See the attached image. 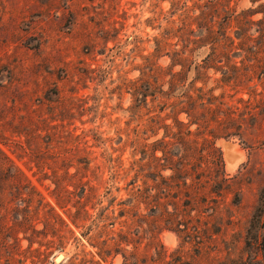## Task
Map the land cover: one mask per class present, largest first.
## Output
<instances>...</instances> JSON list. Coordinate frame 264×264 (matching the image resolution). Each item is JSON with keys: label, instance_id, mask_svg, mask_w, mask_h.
I'll return each instance as SVG.
<instances>
[{"label": "rangeland", "instance_id": "rangeland-1", "mask_svg": "<svg viewBox=\"0 0 264 264\" xmlns=\"http://www.w3.org/2000/svg\"><path fill=\"white\" fill-rule=\"evenodd\" d=\"M263 187L264 0H0V264H264Z\"/></svg>", "mask_w": 264, "mask_h": 264}, {"label": "trees", "instance_id": "trees-1", "mask_svg": "<svg viewBox=\"0 0 264 264\" xmlns=\"http://www.w3.org/2000/svg\"><path fill=\"white\" fill-rule=\"evenodd\" d=\"M247 248L261 255V259L256 260L264 263V187L259 192L258 202L252 214L249 227L247 229Z\"/></svg>", "mask_w": 264, "mask_h": 264}, {"label": "water", "instance_id": "water-1", "mask_svg": "<svg viewBox=\"0 0 264 264\" xmlns=\"http://www.w3.org/2000/svg\"><path fill=\"white\" fill-rule=\"evenodd\" d=\"M223 145H224V147H225V149H226V154H227V152L228 151H231V152H234L233 151V143L232 142H230V141H224L223 142ZM236 153V152H235ZM237 155H238V160L240 159V155L237 153ZM227 159V158H226ZM227 161H228V159H227ZM235 163H229V165L230 166H233ZM65 258V254L62 252V253H59L57 256H56V261L57 262H61L63 259Z\"/></svg>", "mask_w": 264, "mask_h": 264}]
</instances>
